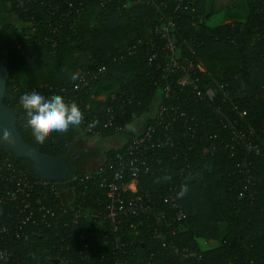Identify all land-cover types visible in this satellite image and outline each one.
Segmentation results:
<instances>
[{"label":"trees","instance_id":"16d2710c","mask_svg":"<svg viewBox=\"0 0 264 264\" xmlns=\"http://www.w3.org/2000/svg\"><path fill=\"white\" fill-rule=\"evenodd\" d=\"M242 1L243 21L211 26L206 23L215 0H83L79 11L70 15L62 10L50 15L38 3L19 6L13 0H0V61L9 72L4 103L14 109L25 142L70 163L65 187L74 177L84 176L91 162L101 160L97 166L104 167L122 152L136 136L132 127L139 120L152 125L149 115L157 97L168 108L165 119L178 105L186 115L168 130L157 127L161 138L169 136L175 145L149 152L150 172L137 181L139 193L155 197L174 188L186 219L175 238L162 229H144L138 236L130 231L127 235L135 240L132 263L264 264V0ZM166 30L175 45L174 59L204 69L195 74V90L177 85L183 72L167 69L171 54L164 51L161 39ZM74 74L79 78L73 81ZM83 74L88 85L68 96L84 112L81 124L51 133L44 144L35 142L19 98L31 92L60 95L62 88L78 85ZM208 88L215 89L218 97L226 93V100L211 105L198 98L197 93ZM165 89L171 100H164ZM231 105L245 111L246 117L229 113ZM109 107L115 123L124 129L121 136L126 144L101 154L85 151L81 135L103 140L119 136L104 127ZM214 108L239 127L225 128L227 121L219 122ZM240 132L243 140L237 138ZM246 143L259 153L247 151ZM1 156L38 179L29 161L0 148ZM95 194L103 209L107 203L103 192ZM2 207L0 226L15 213L10 204ZM33 241L34 250L50 251L46 254L52 260L58 257L49 248L53 238ZM207 241L214 243L203 245ZM172 246L195 257L176 255ZM69 260L81 264L73 256ZM40 264L52 263L42 259Z\"/></svg>","mask_w":264,"mask_h":264},{"label":"built area","instance_id":"2783aa9c","mask_svg":"<svg viewBox=\"0 0 264 264\" xmlns=\"http://www.w3.org/2000/svg\"><path fill=\"white\" fill-rule=\"evenodd\" d=\"M13 1L19 6L25 2L38 3L48 14L62 10L66 11V15H70L73 10L78 12L83 2ZM161 39L164 41V51L171 54L167 69H178L185 74L177 81V85L182 88L193 87L195 90L196 72L204 73L201 65L195 66L187 60L184 61L186 64H180L177 58L174 59L175 45L169 31L166 30ZM103 70L99 69L100 73ZM86 77L87 74H83L80 83L73 89L60 90V95L67 103H70L69 97L81 85H88ZM222 89L221 85L220 90ZM165 90L164 100H171L169 89ZM234 94L237 95L236 91ZM197 96L211 105L217 100H226V93L223 92L222 97H218L213 88H208L203 94L197 93ZM157 99V105L149 115L152 125H145L144 131L133 137L122 152L109 158L104 167L96 166L84 176L74 177L69 181L68 187L64 186L66 181L53 183L33 179L24 170L16 167L9 158L0 157V205L10 204L15 209L13 219L2 222L0 226V264H40L42 259L44 263L75 264L69 260L71 256L81 264H135L130 261L135 244V240L129 237L130 231L138 236L144 229L153 232L162 229L168 237L177 236L176 230L186 219V214L176 190L170 187L166 195L158 194L156 197L137 190L138 179L147 175L151 169L147 154L156 148L175 145L171 137L161 138L157 127L168 130L178 118L186 117L178 105L172 107V117L165 119L163 116L168 108L158 97ZM80 111L84 117V112L81 109ZM229 111L239 119L246 117V112L240 111L234 105H231ZM113 112V108L106 109L104 127L114 129L115 135H121L124 129L115 123ZM212 112L218 114L216 118L219 122L227 121L225 128L239 127L234 120L228 123L230 117L219 108H214ZM88 132L91 130L88 129ZM237 138L243 140L244 133H238ZM246 150L253 154L259 153L258 149L248 143ZM98 190L103 192L102 196L107 200L103 209L100 196L95 194ZM91 226L95 227L92 229ZM39 237L46 242L50 238L54 239L53 243H49V248L58 252L56 259L52 260L46 254L50 251L40 253L34 250L36 246L33 239ZM171 249L174 254H181L185 259L195 257L193 252H179L173 246Z\"/></svg>","mask_w":264,"mask_h":264},{"label":"water","instance_id":"95a60500","mask_svg":"<svg viewBox=\"0 0 264 264\" xmlns=\"http://www.w3.org/2000/svg\"><path fill=\"white\" fill-rule=\"evenodd\" d=\"M8 79V69L0 61V132L7 130L10 133L7 141L0 140V148L8 151L16 159L29 161L31 170L38 179L53 183L65 182L71 172L70 163L39 152L25 142L19 134L16 113L13 108L4 103ZM3 216L4 209L0 205V219Z\"/></svg>","mask_w":264,"mask_h":264},{"label":"clouds","instance_id":"9594fccd","mask_svg":"<svg viewBox=\"0 0 264 264\" xmlns=\"http://www.w3.org/2000/svg\"><path fill=\"white\" fill-rule=\"evenodd\" d=\"M77 75L71 79L77 80ZM24 110L27 125L31 130L35 142L44 144L51 133H64L70 127L79 126L83 116L76 103H66L60 95L52 93L44 96L39 92L22 95L18 101ZM10 133L7 130L0 132V140L7 141ZM179 195H183L181 192Z\"/></svg>","mask_w":264,"mask_h":264},{"label":"rangeland","instance_id":"374dc122","mask_svg":"<svg viewBox=\"0 0 264 264\" xmlns=\"http://www.w3.org/2000/svg\"><path fill=\"white\" fill-rule=\"evenodd\" d=\"M212 16L206 24L211 26L220 25V24H235L244 20L245 18V6L242 0H215ZM203 69V68H202ZM204 70V69H203ZM158 99L154 101L153 108L156 107ZM133 133L135 135L141 134L145 129V122L138 121L133 127ZM122 135V134H121ZM115 136L109 139H97V138H85L84 135H81L79 139L82 141V146L85 151L89 150L93 154H101L104 151L110 149H118L125 145L126 138L124 136ZM101 160H95L91 162L90 169L95 168ZM214 242L207 241L203 245L211 246Z\"/></svg>","mask_w":264,"mask_h":264}]
</instances>
